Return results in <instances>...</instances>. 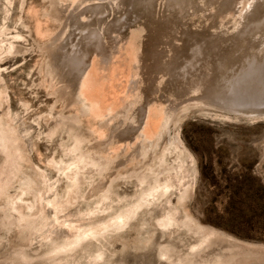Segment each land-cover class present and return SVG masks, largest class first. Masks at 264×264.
Listing matches in <instances>:
<instances>
[{
    "label": "rangeland",
    "instance_id": "obj_1",
    "mask_svg": "<svg viewBox=\"0 0 264 264\" xmlns=\"http://www.w3.org/2000/svg\"><path fill=\"white\" fill-rule=\"evenodd\" d=\"M128 43L136 99L76 115L67 59ZM263 55L264 0H0V264H264Z\"/></svg>",
    "mask_w": 264,
    "mask_h": 264
},
{
    "label": "bare ground",
    "instance_id": "obj_2",
    "mask_svg": "<svg viewBox=\"0 0 264 264\" xmlns=\"http://www.w3.org/2000/svg\"><path fill=\"white\" fill-rule=\"evenodd\" d=\"M35 10V9H34ZM29 12V11H28ZM37 12V11H36ZM35 13V12H34ZM29 14V13H28ZM37 15V13H35ZM31 15V14H30ZM38 16V15H37ZM36 17V16H35ZM39 17V16H38ZM43 18V17H42ZM46 18V17H45ZM48 19V18H47ZM39 20V18H38ZM49 20V19H48ZM39 24V23H38ZM49 24V23H48ZM48 26V25H47ZM46 27V26H45ZM39 28V27H38ZM37 28L38 34L42 35V36H46L44 34L40 33V29ZM49 28V27H48ZM111 29V28H110ZM86 30V29H85ZM50 32V31H49ZM52 34V33H51ZM39 35L40 38H42ZM38 36V35H37ZM89 36V35H87ZM107 36V35H106ZM47 37V36H46ZM45 37V38H46ZM96 37V36H95ZM101 37V36H100ZM103 37V36H102ZM101 37V38H102ZM108 37V36H107ZM106 37V38H107ZM44 38V40H45ZM105 38V39H106ZM43 39V38H42ZM86 39V37L84 38ZM83 39V40H84ZM96 39V38H95ZM97 39H99L97 37ZM103 39V38H102ZM102 39L100 40V42L102 43ZM109 39V37H108ZM86 40H90L87 39ZM85 40V41H86ZM107 40V39H106ZM104 40V41H106ZM94 41V40H93ZM93 41H89L88 43L91 45H93ZM108 41V40H107ZM110 41V40H109ZM134 41V40H133ZM87 42V41H86ZM95 42V41H94ZM97 42V41H96ZM83 44L85 43L84 41L82 42ZM101 43L99 45H101ZM104 43V42H103ZM110 43V42H109ZM86 44V43H85ZM84 44V45H85ZM133 44V42H132ZM82 45V44H81ZM108 45V42H107ZM134 45V44H133ZM87 45H85L86 47ZM90 46V45H89ZM97 46V45H96ZM103 46V45H102ZM101 46V47H102ZM93 48L94 46H90V48ZM98 47V46H97ZM91 48V49H92ZM99 48V47H98ZM124 58L122 61H119V59H117L116 62L113 63L110 73L108 76H104L106 77V79L108 80L106 83L104 81V77H102V74L100 75V73L98 72V68L97 66V58L94 59L90 65H86L84 67L83 70H81V67L84 66V61L81 60L82 57H84V55H82L81 58L80 55L79 57H77L78 55H75V53H72V56L69 57L67 59L68 65L71 68L70 72H79L80 73V78H79V84H78V89L76 91V95H77V105L80 107L79 110H76V115L79 111V113H82L84 116H88L86 118H90L94 123H100V124H106L107 121H113L115 118V113L117 112V108H119L118 106L124 105L129 103L132 99H136V93L134 95V93H132L131 91L128 90L127 87H121L118 88L117 86H114L113 84H115V80H120L123 79V81H127V75H129L130 71H133V75L134 76H139V74H141L140 70L141 67L139 65L137 66H133L131 65L132 61H135V64H139L140 60L137 61V58L139 57V53L140 51H138V48L133 47L131 45V43H128L126 45V47L124 46ZM94 49V50H93ZM92 50L95 52L96 51V47H94ZM85 50V49H83ZM91 51V50H90ZM123 51V50H122ZM138 51V52H137ZM80 52V51H79ZM96 53V52H95ZM93 53V54H95ZM91 54V53H90ZM96 56V55H95ZM100 57V56H99ZM122 57V56H121ZM86 58V56H85ZM135 58V59H134ZM256 57L254 56V59ZM101 59V58H99ZM214 59V58H213ZM263 59H264V55H263ZM243 60V59H242ZM247 60V59H245ZM244 60V62H245ZM105 61V60H104ZM103 61V62H104ZM249 61V60H247ZM256 61V60H255ZM257 61H259L257 59ZM262 61V60H261ZM252 61H250L251 63ZM112 63V62H111ZM242 63V62H241ZM247 63V62H245ZM244 63V64H245ZM106 64V63H105ZM214 64V63H213ZM253 64V63H252ZM259 64V63H258ZM104 65V64H103ZM248 65L250 66V64L248 63ZM256 65V64H255ZM254 65V66H255ZM133 66V67H131ZM139 66V67H138ZM244 66V65H243ZM252 66V67H254ZM260 66V65H259ZM248 67V66H247ZM246 67V69H247ZM251 67V66H250ZM87 68V69H86ZM86 69V70H85ZM103 69V68H102ZM244 70H246L245 68H243ZM253 69V68H252ZM250 68V70H252ZM257 69V68H256ZM126 70H130L128 73H126ZM196 70V69H195ZM107 71V70H106ZM193 71V70H192ZM253 71V70H252ZM251 71V72H252ZM69 72V73H70ZM103 72V71H102ZM253 73V72H252ZM74 74V73H73ZM77 74V73H75ZM106 74V73H104ZM73 76V75H72ZM74 77V76H73ZM257 77V76H255ZM243 78V77H242ZM237 79V78H236ZM244 79V78H243ZM140 80V79H139ZM239 80V79H238ZM237 80V81H238ZM245 80V79H244ZM254 80V79H253ZM115 82V83H114ZM120 82V81H119ZM245 82V81H243ZM240 82V83H243ZM262 82V81H261ZM113 83V84H112ZM134 83V82H133ZM139 83V82H138ZM249 83V82H248ZM257 83V81H256ZM254 84V83H253ZM258 84V83H257ZM117 85V84H116ZM137 85V84H136ZM258 86V85H257ZM131 87V86H130ZM56 89V88H55ZM130 89V88H129ZM138 89V88H137ZM131 90V89H130ZM253 95V94H252ZM254 97V96H253ZM260 97V96H259ZM255 99V98H254ZM252 101V100H251ZM263 102V101H262ZM252 103V102H251ZM134 104V103H132ZM73 108V107H72ZM78 108V107H77ZM74 109V108H73ZM72 109V110H73ZM76 109V107H75ZM125 110V109H124ZM150 113V112H149ZM153 113V112H152ZM164 114L163 110L158 111V114L155 115V117L150 118V115H148L146 117V121H145V127L142 129L141 131V136L140 138L143 139L144 142L148 141V140H154L157 137H159V129H160V125H161V119H162V115ZM77 117V116H76ZM166 118V117H165ZM77 118H74L73 121L77 122L78 120ZM107 119V120H106ZM81 123V122H80ZM87 123V122H86ZM109 124V123H108ZM106 124V125H108ZM162 126V125H161ZM106 127V126H105ZM104 128V127H103ZM110 128V127H109ZM162 130V128H161ZM138 131V130H137ZM91 132L95 135H97L98 139L102 140L105 136L104 131L101 130V126L98 127H94L91 129ZM162 132V131H161ZM160 132V133H161ZM119 135V134H118ZM111 138V137H110ZM104 140V139H103ZM158 140V138H157ZM99 141V140H98ZM107 142V141H106ZM114 142V141H113ZM131 144V143H130ZM118 146V145H117ZM122 146V145H121ZM131 148V147H130ZM117 149V148H116ZM119 149V148H118ZM113 150V149H111ZM120 151V150H119ZM110 153V152H109ZM111 154L114 156L115 154L117 155L116 151L113 150L111 152ZM110 154V155H111ZM108 155V154H107ZM115 155V156H116ZM114 156V157H115ZM118 157V155L116 156ZM109 158V157H108ZM108 163V162H107ZM124 164V163H123ZM101 167V166H100Z\"/></svg>",
    "mask_w": 264,
    "mask_h": 264
},
{
    "label": "water",
    "instance_id": "obj_3",
    "mask_svg": "<svg viewBox=\"0 0 264 264\" xmlns=\"http://www.w3.org/2000/svg\"><path fill=\"white\" fill-rule=\"evenodd\" d=\"M264 69V68H263ZM262 70V69H261ZM252 70H249V69H246L245 71H243V73H249V72H251ZM253 72V71H252ZM251 74V73H250ZM256 75L257 76V79L258 80H262L263 78L262 77H264V70L263 71H260V69H256V70H254V72L251 74V75ZM252 77V76H251ZM236 110H239V111H241V113L242 114H245V113H247V111H243V110H240V109H236Z\"/></svg>",
    "mask_w": 264,
    "mask_h": 264
}]
</instances>
